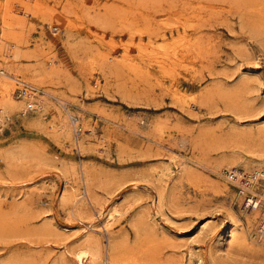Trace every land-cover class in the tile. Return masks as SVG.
<instances>
[{
	"label": "rangeland",
	"instance_id": "1",
	"mask_svg": "<svg viewBox=\"0 0 264 264\" xmlns=\"http://www.w3.org/2000/svg\"><path fill=\"white\" fill-rule=\"evenodd\" d=\"M37 1L23 10L19 4H12L21 18L19 41L12 44L18 54L15 62L37 67L44 64L50 74L41 87H63L68 99L63 106L72 115H83L95 132L84 133L79 127L75 141L65 140L58 130V111L53 107L45 113L36 109L10 113V119L2 122L0 264H60L64 254L72 257L67 250L76 247L92 222L101 228L99 212L89 201L94 210L92 220L91 216H73L71 206L61 201L71 165L79 170L84 163L99 184L95 192L103 209L117 201L123 209L128 207L112 224L115 234L127 233L133 242V216L141 211L149 219L143 238L156 251L148 248L143 255L150 257L152 253L158 264L159 259L163 264H195L199 254L204 264H264V259L242 250L232 248L226 256L215 253L213 245L224 231V214L230 206L242 221L236 201L231 203L209 187L203 192L188 180L176 182L172 178L164 187L168 203L162 206L163 213L155 212L152 201L157 187L165 184L157 179L154 169L171 161V154H204L210 162L225 137L255 135L264 129V40L250 25L253 15L243 0ZM55 25L58 29L54 31ZM171 28H185L193 44L186 52L176 46L180 56L184 55L178 61L181 63L173 61L167 67L157 64L155 72L112 73L110 81L118 84L112 87L98 70L95 75L103 83L93 87L97 78L91 76V88L86 89L80 60L90 51L103 47L121 55L122 44L131 41L130 47L137 53L136 41L150 45L152 39L156 45L164 44L162 34L169 35ZM151 124L161 125L164 132L153 130ZM182 136L189 139V148L182 145ZM82 137L87 138L83 147L76 141ZM14 145L25 146L27 156L5 157L4 150ZM188 163L197 169L196 174L205 171L214 175L189 157ZM84 187L80 180L78 190L83 192ZM21 189L28 194L19 192ZM205 219H213V238L194 236ZM64 225L74 229L65 232ZM43 226L58 228L59 234L26 233L25 227ZM95 231L101 239L107 237L106 229Z\"/></svg>",
	"mask_w": 264,
	"mask_h": 264
},
{
	"label": "bare ground",
	"instance_id": "2",
	"mask_svg": "<svg viewBox=\"0 0 264 264\" xmlns=\"http://www.w3.org/2000/svg\"><path fill=\"white\" fill-rule=\"evenodd\" d=\"M30 2L36 4L39 3L37 0L2 1V4H4V7H2L4 9L1 14L2 16L0 25V130L3 129L1 126H4L2 122L5 123L6 118L10 119V113H17L19 111L27 112L28 109H36V111L39 113H45L46 109L53 107L58 111L59 115L58 130L62 135H64L65 140L68 138L69 141L73 142L75 141V133L79 127L84 133L87 132L90 134L95 132L94 126L88 123L83 115H72L66 106H63L68 101L65 89L63 87L58 86L57 89L51 90H46V88L41 87L42 80H49L48 75L50 74L48 68L44 64H40L39 67H37L35 65H24L15 62V58L18 56V54L16 53V49L13 48L12 44L15 41H19L17 30L19 28L18 26L20 24L21 18L20 14H17V12L15 13L13 11L12 4H19L23 10L29 6ZM243 2L253 15L250 25L255 32L261 35L262 39L264 40V0H243ZM157 23L156 25L158 26ZM160 24L162 25V23ZM55 26L58 27V25ZM132 31L133 30L130 29V35L133 37L135 34ZM158 33L159 32L157 31V34ZM188 36L189 35L186 33L185 28H171L169 35H166V33L162 34L163 38L161 42L165 41L164 44L167 45V41L171 42L170 40H172L173 42L171 43L174 45L173 48H171V44H168L167 47L162 43L156 45L155 42L149 37L150 45L144 44L141 41L135 42L134 49L137 50V53H134L132 47H130V44L132 43L131 41V43L128 41L127 43L122 42V49L124 48V50L122 51L121 55L113 54L108 51L109 49L107 48L106 50L103 47H97L96 50L90 51L91 53L88 54L86 59L83 61L80 60V65H82V68L85 69L84 77L87 82L85 84L87 87L86 89L89 90L91 88V76H95L97 78L96 84H93V87L101 82V79L99 80V76L95 75V72H102L104 78L108 80L109 86L112 87L117 84H114V82L110 81V76L112 73H120L124 70H131L135 72H139L140 70H149L155 72L157 64L166 66L168 64L171 65L173 61L181 63L178 61H181L184 55L180 56V52L178 49H176V46H179L178 48L180 49L182 48V50H180L181 52H186L184 51L186 49L190 50L192 43ZM196 50L198 53H200V51L197 49V45ZM191 51L193 50L191 49ZM34 55H37V53H34ZM140 62L145 64L141 66ZM96 64H99V68ZM94 69H97V71H93ZM161 69L163 70V68ZM21 75L23 77H21ZM60 82L61 81H56V84H61ZM101 83H103V81ZM177 95L179 96L180 94L178 93ZM44 113L41 114L43 115ZM151 127H153V130L155 129L156 131H159L160 134L164 132L161 125L151 124ZM85 138L86 137H82L81 139L76 138L79 146L83 147V144L87 139ZM181 139L182 145L186 148H189V139L185 136H182ZM193 149H195L194 146ZM217 149H220V151L212 158V160L209 159L210 162L203 158L204 154L202 156L197 154H192L191 156L171 154V161L156 165L157 167L154 170L156 172L157 179L160 182L164 181L165 184H161V186L157 187L159 188L157 190L158 193L152 200L153 207L156 209L155 212L163 213L162 206L168 203L165 192L166 189L164 187L167 186L166 183L171 178L176 182H181L184 179L188 180L192 182L195 187L197 186L198 188H202L201 191L203 192H205V188L209 187V189L213 193H216V195L219 194L224 198H229L231 203L236 201L239 212L243 217L241 221L240 217L235 213V211H233L232 206H230V209L226 211L223 222L224 231H220L218 237L216 236L217 239L213 245L215 253L223 256L228 254L230 255L231 249L233 248L245 251L249 256L254 258L264 259V209L261 207V202L264 199V188L262 189V193L259 194V197L256 199V201H254V208H247L242 204L243 193H240L238 190L236 191L232 184L226 179V173L228 170H233L237 176L240 174V172L237 170V166L244 167L245 171L248 172L253 171L255 177L254 180H257L259 176L264 177V129L260 130L255 135L251 134L246 136L244 135L242 137H225L219 143ZM4 152V156L10 159H14L15 157L24 158L27 156V150L25 146H9L4 150ZM188 157L193 159L199 165L211 170L214 175L205 171H202L201 175L198 173L196 174L195 170L197 169L193 168L192 165L188 163ZM171 163L176 166V169L172 168ZM84 164L81 165V170H78L75 164L71 165L72 173L69 176H65V187L61 193V201L63 204H68L69 208L71 206L70 212L73 214V216L77 215V217H81L80 219H82L83 216H91L90 220H92L94 213V210L92 209H96L97 212H99L98 215L100 216L103 224L101 228H99V224H94L92 222L90 229H86L83 232V235L77 240L79 243L76 245V247L72 250H67V252L72 255V257L69 258L70 260L68 259L67 255L64 254L60 264H70V261H72L73 264H132L133 262L136 264H158L157 261H154L156 259L151 257L152 253L150 254V257L144 256L148 253H146L144 250H147L148 248H150L149 250L152 249V247L147 244L143 238L145 233V224H148L149 219H147L144 213L141 211L137 212L133 216L131 220V226L135 232V238L133 242L130 240L127 233H121L119 235L115 234L111 230L112 224L120 217L123 212L127 211L128 207L123 209L120 202L117 201L112 203L109 207H107V209H103V203H100L101 200H98V196L95 192V187L99 184L95 182L91 168H88L90 166H85ZM10 172L13 174V171ZM21 176H18V179ZM193 178L196 179L193 180ZM80 180L83 181L85 186L83 192L78 190ZM176 182L173 183L176 184ZM19 192L24 195L28 194V191H22V189ZM88 201L93 204V208H90ZM74 226L70 227L64 225L63 229L65 232H68L73 230ZM25 228L28 230L27 232L25 231L26 233H32L39 236L51 233L59 234L57 233L58 228L52 229L50 227L44 226L33 227L31 229L29 227ZM93 229H106L107 237L104 240L101 239L99 234ZM214 231L215 226L213 219H205L202 223L200 222V224H198L197 229L194 231V236H201L202 239L205 236V238H207V236L212 237V233ZM212 250L213 249H211V251ZM190 255L192 256L193 252L190 251ZM219 255L217 257H219ZM150 258L152 260H150ZM157 258L159 259V256ZM160 260L161 259H159V264H161L160 262L163 264V260ZM195 264H204V260L200 254L195 258Z\"/></svg>",
	"mask_w": 264,
	"mask_h": 264
},
{
	"label": "built area",
	"instance_id": "3",
	"mask_svg": "<svg viewBox=\"0 0 264 264\" xmlns=\"http://www.w3.org/2000/svg\"><path fill=\"white\" fill-rule=\"evenodd\" d=\"M57 29L58 27L54 26V31ZM237 170L240 172L238 176L233 170H228L226 173V179L240 193H243L242 204L247 208H254V201H256L264 188V177L259 176L257 180H254L255 177L253 171H245V168L242 166H237ZM261 207L264 209V199L261 202Z\"/></svg>",
	"mask_w": 264,
	"mask_h": 264
}]
</instances>
